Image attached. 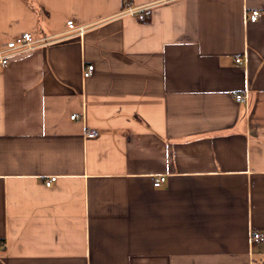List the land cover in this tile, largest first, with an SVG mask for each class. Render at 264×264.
<instances>
[{
    "label": "crops",
    "instance_id": "0c3cea01",
    "mask_svg": "<svg viewBox=\"0 0 264 264\" xmlns=\"http://www.w3.org/2000/svg\"><path fill=\"white\" fill-rule=\"evenodd\" d=\"M24 33L0 264H264V0H0V47Z\"/></svg>",
    "mask_w": 264,
    "mask_h": 264
},
{
    "label": "built area",
    "instance_id": "2783aa9c",
    "mask_svg": "<svg viewBox=\"0 0 264 264\" xmlns=\"http://www.w3.org/2000/svg\"><path fill=\"white\" fill-rule=\"evenodd\" d=\"M148 5L145 6H131L130 1L127 3L126 9L123 11L125 14H137L139 13L140 19L145 18L144 11L148 8ZM260 12L258 10H253L249 13L246 12V20L249 19L251 21H256L258 19ZM39 43L38 40L34 39L31 33H24L22 34L18 39L10 41L6 47H0V68L4 67L9 64L10 59L12 56L28 51L35 46H37ZM244 60L242 57L236 58V61L238 63H241ZM94 70L93 65H87L84 69V77H89ZM234 98L236 101L242 105H245V107H248L250 104V96L248 93V89H245L243 92H235ZM77 115H72L71 118L75 119ZM98 132L95 130H86V136L94 137L97 136ZM58 179L57 176L53 175L51 177H48L45 179V185L50 187L54 184V182ZM166 181V177H159L156 179L155 184L157 186L162 185ZM264 238L259 233H253L251 235V240L258 241L263 240Z\"/></svg>",
    "mask_w": 264,
    "mask_h": 264
}]
</instances>
